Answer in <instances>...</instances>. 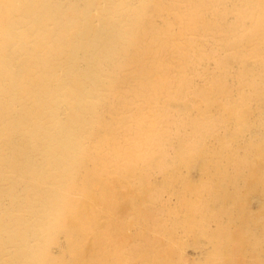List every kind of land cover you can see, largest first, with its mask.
<instances>
[{
    "label": "bare ground",
    "instance_id": "bare-ground-1",
    "mask_svg": "<svg viewBox=\"0 0 264 264\" xmlns=\"http://www.w3.org/2000/svg\"><path fill=\"white\" fill-rule=\"evenodd\" d=\"M0 264H264V0H0Z\"/></svg>",
    "mask_w": 264,
    "mask_h": 264
},
{
    "label": "rangeland",
    "instance_id": "rangeland-1",
    "mask_svg": "<svg viewBox=\"0 0 264 264\" xmlns=\"http://www.w3.org/2000/svg\"><path fill=\"white\" fill-rule=\"evenodd\" d=\"M257 205H258V201L256 199L253 200L252 201V208L253 209H256L257 208ZM202 245H203V247L205 246V244H203V242H202ZM185 253H186V256L190 260L198 259L199 256H200L199 248L197 249V248H194L193 246L186 247Z\"/></svg>",
    "mask_w": 264,
    "mask_h": 264
}]
</instances>
